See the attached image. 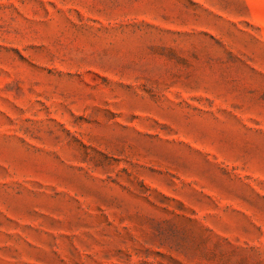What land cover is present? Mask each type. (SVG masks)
<instances>
[{
  "label": "rangeland",
  "instance_id": "obj_1",
  "mask_svg": "<svg viewBox=\"0 0 264 264\" xmlns=\"http://www.w3.org/2000/svg\"><path fill=\"white\" fill-rule=\"evenodd\" d=\"M0 264H264V0H0Z\"/></svg>",
  "mask_w": 264,
  "mask_h": 264
}]
</instances>
